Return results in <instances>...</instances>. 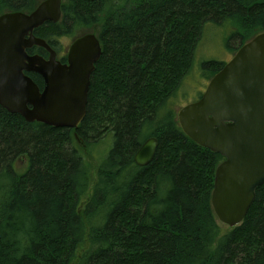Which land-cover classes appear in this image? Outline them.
<instances>
[{
	"label": "trees",
	"instance_id": "obj_1",
	"mask_svg": "<svg viewBox=\"0 0 264 264\" xmlns=\"http://www.w3.org/2000/svg\"><path fill=\"white\" fill-rule=\"evenodd\" d=\"M41 1L0 0V15ZM208 22L232 23L237 51L264 31V0H63L61 20L34 30L62 62L59 39L81 32L96 34L102 55L77 129L0 105V264H264V184L240 225L222 224L211 197L225 158L188 137L168 105ZM225 64L205 63L209 79ZM148 137L159 147L139 166Z\"/></svg>",
	"mask_w": 264,
	"mask_h": 264
},
{
	"label": "water",
	"instance_id": "obj_2",
	"mask_svg": "<svg viewBox=\"0 0 264 264\" xmlns=\"http://www.w3.org/2000/svg\"><path fill=\"white\" fill-rule=\"evenodd\" d=\"M61 17L62 0H42L30 13L0 15V105L27 122L77 129L102 47L96 34L86 33L70 45L67 62L60 61L34 30ZM34 46L49 57L30 54ZM28 72L43 78V89ZM178 121L194 142L225 158L216 169L211 202L222 224L240 225L264 184V31L237 50L199 100L180 108ZM158 147L156 137L148 138L136 164H150Z\"/></svg>",
	"mask_w": 264,
	"mask_h": 264
},
{
	"label": "rangeland",
	"instance_id": "obj_3",
	"mask_svg": "<svg viewBox=\"0 0 264 264\" xmlns=\"http://www.w3.org/2000/svg\"><path fill=\"white\" fill-rule=\"evenodd\" d=\"M233 31L234 26L230 22L221 25L213 22L205 24L202 38L194 51L193 67L176 94L169 99L168 105L175 110L177 116L180 108L199 100L205 92L210 81L209 74L211 71L206 69L204 64L210 61L229 62L235 55L239 41L230 42ZM79 34L82 35V32L75 36L67 35L59 39V46L62 48L61 56L68 53L71 43ZM111 146L112 138L107 137L103 144H98L92 148L89 160L96 165L101 156L108 153ZM93 168L92 172L95 173L96 167Z\"/></svg>",
	"mask_w": 264,
	"mask_h": 264
},
{
	"label": "flooded vegetation",
	"instance_id": "obj_4",
	"mask_svg": "<svg viewBox=\"0 0 264 264\" xmlns=\"http://www.w3.org/2000/svg\"><path fill=\"white\" fill-rule=\"evenodd\" d=\"M45 50H46V49H45ZM46 51H47V50H46ZM47 52H48V51H47ZM57 54H58V53H57ZM48 56H49V53H48ZM48 56H47V57H48ZM57 56H58V55H57ZM47 57H46V58H47ZM66 59H67V54H66ZM33 73H34V72H33ZM36 74H37V73H36ZM38 76H40V75H38ZM40 77H41V76H40ZM41 78H42V77H41ZM42 82H43V85H44V80H43V78H42ZM42 88H43V87H42Z\"/></svg>",
	"mask_w": 264,
	"mask_h": 264
},
{
	"label": "bare ground",
	"instance_id": "obj_5",
	"mask_svg": "<svg viewBox=\"0 0 264 264\" xmlns=\"http://www.w3.org/2000/svg\"><path fill=\"white\" fill-rule=\"evenodd\" d=\"M66 62H67V59H66ZM66 62H64V63H66ZM148 138H151V137H148ZM148 138H147V139H148ZM147 139H146V140H147ZM146 140H144V142H145ZM144 142H143V143H144ZM137 165H138V164H137Z\"/></svg>",
	"mask_w": 264,
	"mask_h": 264
}]
</instances>
